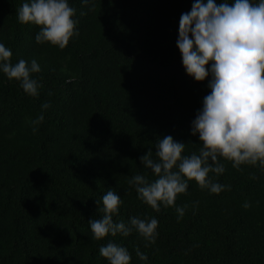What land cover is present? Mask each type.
Returning a JSON list of instances; mask_svg holds the SVG:
<instances>
[{
	"label": "trees",
	"instance_id": "16d2710c",
	"mask_svg": "<svg viewBox=\"0 0 264 264\" xmlns=\"http://www.w3.org/2000/svg\"><path fill=\"white\" fill-rule=\"evenodd\" d=\"M25 2L0 0V43L12 64L35 59L41 71L32 78L42 85L32 97L0 71V264H108L99 248L110 241L128 249L130 264H264L258 164L237 169L222 159L225 171L210 175L230 191L210 193L192 180L175 206L159 212L128 182L136 174L156 178L139 158L149 148L155 154L158 139L185 143L183 154L202 147L191 128L211 76H189L176 44L180 17L195 0H91L94 11L68 0L79 35L62 50L38 44L39 26L18 21ZM41 114L33 133L30 121ZM109 190L123 201L115 222L158 220L154 244L145 247L136 232L93 238L88 221L100 218L96 200Z\"/></svg>",
	"mask_w": 264,
	"mask_h": 264
},
{
	"label": "clouds",
	"instance_id": "9594fccd",
	"mask_svg": "<svg viewBox=\"0 0 264 264\" xmlns=\"http://www.w3.org/2000/svg\"><path fill=\"white\" fill-rule=\"evenodd\" d=\"M82 2L90 5L89 11H94L91 0ZM75 16L76 10L69 6L68 0H28L17 11L20 23L39 26L35 36L38 44L50 43L61 50L70 38L79 35ZM176 44L186 73L196 81L211 76L208 83L211 91L203 98V107L192 121L191 134L198 133L202 144L198 152L183 154L186 144L165 136L156 141L155 154L149 148L139 158L156 178L149 181L145 175L136 174L128 181L135 187L138 199L157 212L161 206H175L178 194H186L192 180L210 193L230 191V185L214 182L210 175L219 176L225 171L222 159L237 169L245 164H258L264 169V0L258 3L234 0L232 4L227 0L220 4L215 0H195L191 11L180 17ZM12 55L11 49L0 43V71L9 80L19 81L27 95L38 97L42 85L32 74L41 71L40 65L35 59L30 62L20 59L12 64ZM41 107L47 110L51 105L43 103ZM43 121V114L30 121L33 133ZM122 203L112 190L103 195L102 201L96 200L102 215L88 221L93 238L101 240L117 234L127 237L136 232L147 241L145 247L154 244L158 220L131 217L127 223L115 222L113 217L119 214ZM186 207H176L178 220L183 218ZM244 207L250 204L245 203ZM99 254L108 264L131 262L128 249L111 241L99 248ZM136 255L142 261L148 259L139 248Z\"/></svg>",
	"mask_w": 264,
	"mask_h": 264
}]
</instances>
